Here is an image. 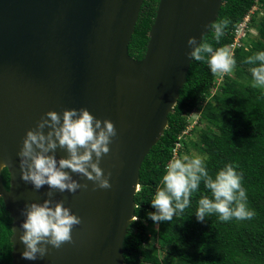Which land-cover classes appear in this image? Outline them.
I'll return each mask as SVG.
<instances>
[{
	"label": "water",
	"instance_id": "obj_1",
	"mask_svg": "<svg viewBox=\"0 0 264 264\" xmlns=\"http://www.w3.org/2000/svg\"><path fill=\"white\" fill-rule=\"evenodd\" d=\"M145 0H0V197L13 220V264H124V242L133 223L146 156L169 126L197 45L209 34L224 0H160L141 60L129 54ZM86 108L117 130L100 167L110 189L71 169L87 188L75 194L48 185L37 191L21 178L18 156L27 131L49 111ZM45 135L51 129L45 126ZM81 151H83L81 149ZM57 161L68 158L63 148ZM8 169L10 188L2 172ZM52 191L53 195L48 193ZM63 202L79 216L73 242L47 245L36 261L22 258L26 205Z\"/></svg>",
	"mask_w": 264,
	"mask_h": 264
},
{
	"label": "trees",
	"instance_id": "obj_2",
	"mask_svg": "<svg viewBox=\"0 0 264 264\" xmlns=\"http://www.w3.org/2000/svg\"><path fill=\"white\" fill-rule=\"evenodd\" d=\"M159 2L145 0L142 6L129 44V54L136 60L143 59L147 51ZM255 6L259 9L250 19V27L257 30L256 37L247 36L245 45L233 50L236 66L231 73L219 79L220 74L210 71L207 59L193 60L174 112L169 115V126L143 162L140 190L135 195L138 220L128 227L124 264H264V89L252 86V65L244 63L246 57L264 50V0H224L216 21L228 19L230 23L219 43L212 30L204 40L214 49L226 46L231 52L237 26ZM193 112L209 127L198 130L197 142L184 143L185 150L188 153L191 146L206 157L213 178L226 164L242 174L247 206L255 211L251 219L222 222L217 214H211L204 221L197 220L198 200L205 195L211 198L203 182L192 194L190 206L172 221L156 223L149 218V213L156 212L151 200L157 187H162L166 165L174 158L175 144ZM2 177L9 189L7 168ZM156 224L158 231L152 229ZM12 236L13 220L0 197V264H13Z\"/></svg>",
	"mask_w": 264,
	"mask_h": 264
},
{
	"label": "clouds",
	"instance_id": "obj_3",
	"mask_svg": "<svg viewBox=\"0 0 264 264\" xmlns=\"http://www.w3.org/2000/svg\"><path fill=\"white\" fill-rule=\"evenodd\" d=\"M251 11L247 16L251 17ZM229 23L228 19H223L209 26L217 43ZM253 30L254 28L250 27L248 36L254 34ZM187 43L192 48L187 56L195 61L207 59L213 74L231 73L236 66V60L226 46L214 49L206 40L197 45L196 37H190ZM244 63L252 65L249 69L252 86L264 89V50L246 57ZM194 114L195 112L188 117V125L178 137L173 156L177 143L181 144V148L177 150V158H172L166 165L161 178L162 187H157L151 200V206L156 212L149 213V218L156 223L172 221L174 216L180 215L190 206L192 194L203 182L204 187L211 192V198L205 195L198 200L195 213L197 220L204 221L205 217L211 214H217L222 222L233 218L251 219L255 211L247 206L248 197L246 189L242 186V174L238 173L232 164H226L213 178L204 158L184 155V137L190 130H194L189 124ZM45 126L51 129L47 135L43 131ZM185 131L187 133L183 134ZM116 135L117 130L111 120L97 119L86 108L66 109L62 122L57 112L49 111L35 129L27 131L23 140L18 153L21 160V178L37 191L48 185L52 190L75 194L82 188L86 189L87 185L73 180L65 171L71 169L93 181L97 188L110 189L111 173L105 176L100 162L103 156L110 152L109 145ZM58 147L65 149L69 157L57 161L55 151ZM48 195L52 196L53 192L50 191ZM51 203V200H47L43 204L26 205V211L23 213L26 218L21 225L23 232L19 237L24 245L21 256L25 260L36 261L44 258L49 251L47 245L60 249L66 242H73L72 231L74 226L81 224V218L65 207L63 202L57 203L55 207H51ZM135 220H138V217L135 216ZM158 227L156 224L152 229L158 231ZM150 238H154L152 233ZM156 247L159 249L158 244Z\"/></svg>",
	"mask_w": 264,
	"mask_h": 264
},
{
	"label": "rangeland",
	"instance_id": "obj_4",
	"mask_svg": "<svg viewBox=\"0 0 264 264\" xmlns=\"http://www.w3.org/2000/svg\"><path fill=\"white\" fill-rule=\"evenodd\" d=\"M259 9L258 6H255L253 8V10L251 11L252 14H251V18L255 15V12ZM262 14H260L259 16H261ZM254 34H251V36H254V38L256 37V34H257V30L254 28ZM225 74H220L219 75V79H223V76ZM217 76V75H216ZM199 114L195 113L191 118H190V121H189V124L191 125V127H194L192 129L194 130H190L188 132V135H186L184 137V140H185V143H189L190 141H194V142H197L198 141V130H202V129H205V128H208L209 126L206 124V123H201L199 121ZM184 154L185 155H189V156H200L202 158H206L204 157L200 152H198L196 149L192 148L191 146H189V150H188V153L187 151L185 150L184 151Z\"/></svg>",
	"mask_w": 264,
	"mask_h": 264
},
{
	"label": "built area",
	"instance_id": "obj_5",
	"mask_svg": "<svg viewBox=\"0 0 264 264\" xmlns=\"http://www.w3.org/2000/svg\"><path fill=\"white\" fill-rule=\"evenodd\" d=\"M250 15L246 16L244 20L237 26L236 31H235V40L233 45L231 46V53L233 55V50L235 48H240L244 46V38H247L248 36V31L250 30ZM187 131H185L183 134H186ZM181 148V144L177 143L176 145V151L174 157L177 158V150Z\"/></svg>",
	"mask_w": 264,
	"mask_h": 264
}]
</instances>
